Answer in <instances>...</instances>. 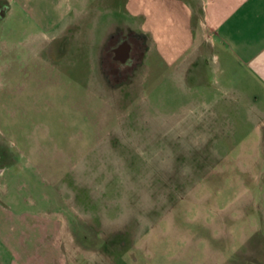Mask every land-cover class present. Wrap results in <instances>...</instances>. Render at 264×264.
<instances>
[{
    "label": "rangeland",
    "instance_id": "obj_1",
    "mask_svg": "<svg viewBox=\"0 0 264 264\" xmlns=\"http://www.w3.org/2000/svg\"><path fill=\"white\" fill-rule=\"evenodd\" d=\"M124 1L71 0L78 19L61 57L0 4V149L14 157L0 167V198L59 215L84 261L246 264L240 226L264 199L251 126L209 106L221 94L206 88V62L185 77L190 40H160L151 15L132 80L105 78L109 36L142 25Z\"/></svg>",
    "mask_w": 264,
    "mask_h": 264
},
{
    "label": "crops",
    "instance_id": "obj_2",
    "mask_svg": "<svg viewBox=\"0 0 264 264\" xmlns=\"http://www.w3.org/2000/svg\"><path fill=\"white\" fill-rule=\"evenodd\" d=\"M0 4L4 15L19 10L26 25L33 23L46 31L49 49L57 39H68L78 19L72 15L71 0H0ZM120 11L128 16L137 13L139 29L125 26L138 35H143L138 32L143 29L142 19L145 22L151 15L160 40L174 38L177 45L190 40L185 77L192 71L194 77L199 63L206 62V88L221 94L209 106L238 111L237 117L251 126L255 152L264 156V0H125ZM170 29L175 35L164 34ZM263 200L252 203L254 213H246L249 227L240 226L246 264H264ZM16 206L0 198V264H96L84 261L81 247L67 245L59 215ZM249 229L251 237L257 238L252 251L244 247ZM239 248L237 256L243 253Z\"/></svg>",
    "mask_w": 264,
    "mask_h": 264
},
{
    "label": "flooded vegetation",
    "instance_id": "obj_3",
    "mask_svg": "<svg viewBox=\"0 0 264 264\" xmlns=\"http://www.w3.org/2000/svg\"><path fill=\"white\" fill-rule=\"evenodd\" d=\"M66 44L65 37L54 41L52 47L57 57L64 54ZM146 51L145 40L141 35L130 30L126 33L118 30L114 35L109 36L101 50L100 62L107 65V70L102 69V74L108 80L114 79L117 85L122 87L128 83L127 81L132 80L142 64ZM13 158L7 151L4 153V150L0 149V167H8V160L11 163Z\"/></svg>",
    "mask_w": 264,
    "mask_h": 264
},
{
    "label": "trees",
    "instance_id": "obj_4",
    "mask_svg": "<svg viewBox=\"0 0 264 264\" xmlns=\"http://www.w3.org/2000/svg\"><path fill=\"white\" fill-rule=\"evenodd\" d=\"M2 17V16H1Z\"/></svg>",
    "mask_w": 264,
    "mask_h": 264
}]
</instances>
